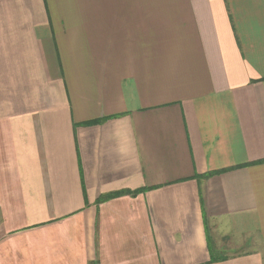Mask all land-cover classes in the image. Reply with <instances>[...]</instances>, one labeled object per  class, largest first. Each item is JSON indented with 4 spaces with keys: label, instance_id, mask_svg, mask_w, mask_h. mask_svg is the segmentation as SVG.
<instances>
[{
    "label": "crops",
    "instance_id": "0c3cea01",
    "mask_svg": "<svg viewBox=\"0 0 264 264\" xmlns=\"http://www.w3.org/2000/svg\"><path fill=\"white\" fill-rule=\"evenodd\" d=\"M264 264V0H0V264Z\"/></svg>",
    "mask_w": 264,
    "mask_h": 264
},
{
    "label": "trees",
    "instance_id": "16d2710c",
    "mask_svg": "<svg viewBox=\"0 0 264 264\" xmlns=\"http://www.w3.org/2000/svg\"><path fill=\"white\" fill-rule=\"evenodd\" d=\"M89 264H98L97 261H90Z\"/></svg>",
    "mask_w": 264,
    "mask_h": 264
}]
</instances>
